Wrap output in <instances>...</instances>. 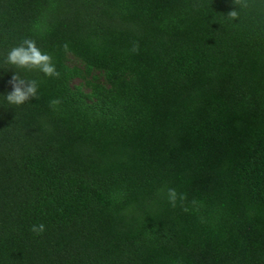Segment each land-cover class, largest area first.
<instances>
[{
	"label": "trees",
	"instance_id": "1",
	"mask_svg": "<svg viewBox=\"0 0 264 264\" xmlns=\"http://www.w3.org/2000/svg\"><path fill=\"white\" fill-rule=\"evenodd\" d=\"M0 264H264V0H0Z\"/></svg>",
	"mask_w": 264,
	"mask_h": 264
},
{
	"label": "clouds",
	"instance_id": "2",
	"mask_svg": "<svg viewBox=\"0 0 264 264\" xmlns=\"http://www.w3.org/2000/svg\"><path fill=\"white\" fill-rule=\"evenodd\" d=\"M227 14L231 18H236L238 12L234 8ZM5 60L9 65L16 67L38 69L45 76L56 77L59 75L55 64L52 63V57L47 52L42 51L32 39L25 38L20 44L12 47L7 52ZM9 83L11 84V90L2 93L3 100L9 105H20L31 98H36L38 84L35 79H26L13 71ZM51 103L55 105L59 101L53 100ZM167 198L170 202L175 203L177 198L176 190L167 189ZM31 230L39 234L44 231V225L42 223L34 224L31 226Z\"/></svg>",
	"mask_w": 264,
	"mask_h": 264
}]
</instances>
